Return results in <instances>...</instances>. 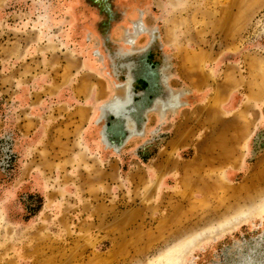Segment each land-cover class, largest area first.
Here are the masks:
<instances>
[{
    "label": "rangeland",
    "instance_id": "obj_1",
    "mask_svg": "<svg viewBox=\"0 0 264 264\" xmlns=\"http://www.w3.org/2000/svg\"><path fill=\"white\" fill-rule=\"evenodd\" d=\"M108 1L0 0V264H264V0Z\"/></svg>",
    "mask_w": 264,
    "mask_h": 264
},
{
    "label": "bare ground",
    "instance_id": "obj_2",
    "mask_svg": "<svg viewBox=\"0 0 264 264\" xmlns=\"http://www.w3.org/2000/svg\"><path fill=\"white\" fill-rule=\"evenodd\" d=\"M85 1V0H84ZM106 2H110V1H108V0H105ZM122 0H111V2H113V6H114V3L115 2H121ZM126 1V0H125ZM123 2V1H122ZM134 26V34L140 29V28H143L142 26H144V24L143 23H137V24H128L127 23V29H128V31H130V29H132L131 27L132 26ZM80 33V32H79ZM133 34V35H134ZM133 35H131V36H133ZM128 36H130V35H128ZM130 36V37H131ZM101 37V36H100ZM99 37V35H98V38H100ZM127 39V38H126ZM99 40V39H98ZM113 40V39H112ZM112 44H117V46H118V48H117V52L116 51H114V48L111 46L110 47V51H105L104 52V54H105V56H104V54H103V51L100 49V48H102L101 47V43H100V45H99V41H98V48H99V50H101V52H99L100 54V57L102 58V57H105V67H106V72H108V74L110 75V77L112 78V79H114L115 78V76H113V73H114V71H117L116 69H117V66H116V68H115V70H114V65H113V63H112V60L111 59H113V61H116L117 63L118 62H121L122 61V57H124L125 58V56L127 55V56H131L132 54L130 53V54H126V53H129V52H131L132 50H130L129 49V45L130 44H128V42H122V40H121V42L120 41H115V40H113L112 41ZM104 47V46H103ZM106 54H108V55H106ZM108 57H109V59H108ZM111 58V59H110ZM124 65V64H123ZM115 75H116V73H115ZM119 86H121V88H125L124 89V91H122V93H121V95L117 98H115L114 96L112 97V98H114V100H111V101H108L107 102V104H106V107L107 108H109L111 111V114H109V110L108 109H104V111L102 112V113H100V114H104L105 115V113L107 112V110H108V113H106V115H105V122H104V124H99L98 125V129H100V128H102V127H105V126H107V125H109V123L110 122H112V119H111V116L113 117V118H115V116L116 117H119V118H124L125 116H126V114L129 112V110H131L132 109V102H131V99H130V95H129V92H128V90H129V87H128V82L126 83H123V84H121V85H119ZM161 105L160 104H158L156 107H158L159 108V111H161L162 109H164V108H162V106L160 107ZM104 108V107H103ZM99 112H100V110H99ZM103 115V116H104ZM102 136H103V134H102ZM104 139V138H103ZM260 208L261 209H264V202H262L261 203V205H260ZM252 212H254V211H252ZM256 212V211H255ZM234 219L235 218H232L231 220L232 221H234ZM231 221V222H232ZM226 222V221H225ZM224 222V223H225Z\"/></svg>",
    "mask_w": 264,
    "mask_h": 264
},
{
    "label": "water",
    "instance_id": "obj_3",
    "mask_svg": "<svg viewBox=\"0 0 264 264\" xmlns=\"http://www.w3.org/2000/svg\"><path fill=\"white\" fill-rule=\"evenodd\" d=\"M123 59H124V57H122V61H121V63L122 64H124L123 66H125V67H129L127 70H134V71H136V70H138V68L140 67V63H139V61L140 60H128V61H123ZM126 69V68H125ZM165 93V92H164ZM167 94L165 93V95H163L162 97H163V99L162 100H164L165 101V96H166ZM137 103V107L138 108H136V107H134L133 109H131V110H129V111H132V110H134L133 112H132V114H131V112H128V115L129 116H131V115H135V112H137L138 110H139V108H140V102L139 101H136ZM132 117V116H131ZM103 131V130H102Z\"/></svg>",
    "mask_w": 264,
    "mask_h": 264
}]
</instances>
